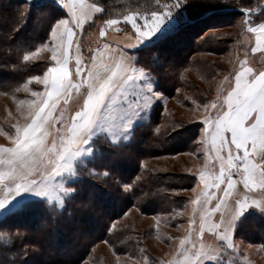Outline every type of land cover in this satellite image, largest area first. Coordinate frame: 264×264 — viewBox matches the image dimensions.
<instances>
[{"label":"rangeland","instance_id":"1","mask_svg":"<svg viewBox=\"0 0 264 264\" xmlns=\"http://www.w3.org/2000/svg\"><path fill=\"white\" fill-rule=\"evenodd\" d=\"M54 1L62 6L64 0ZM186 1L150 0L152 9L146 13L129 5L119 13L114 11L107 15L104 21L91 26H86L87 23L79 30L66 11L56 10V18L31 53L29 62L36 65L39 60H46L55 64L62 55L67 33L73 32V86L55 117L51 141L36 174L28 180L0 183V264H6V258L11 254V248L6 245L9 234L29 236L32 232L28 226L8 222L12 217L7 218L9 213L22 208L25 203L33 205V199L62 208V203L70 201L76 190L78 197L87 195L85 202L89 204L100 205L101 200L107 203V208L99 209V213L105 218L108 229L104 233L105 239L95 243L75 264H264V225L255 221L250 222V231L244 222L237 234L234 232L233 240L226 244L217 243L207 235L197 238L204 216L213 214L211 208L228 171L215 158L211 144L221 140L225 114L240 98L252 76L264 66V51L256 52L253 46L249 50L255 35L264 30V24L246 27L251 25V18L246 16L235 17L230 23L223 24L231 19L230 16H216L211 19L216 21L215 25L202 34L219 38L222 46L216 50L206 46L200 52H193L190 45L192 41L202 39V36L195 38L201 25L179 34L173 32L171 38L174 42L168 45L171 53L167 55L166 62L169 75L153 72V56L146 59L144 54L140 55L144 53L142 50L138 53L132 51V71L106 101L93 131L79 147H73L69 140L71 123L81 112L86 92L87 58L106 28L112 24L115 30L133 31L137 36L135 48L144 46L174 31L176 24L183 21L179 9L186 8ZM221 1L234 5L238 2ZM259 1L256 0V6ZM27 4H23L22 9L26 10ZM98 8L101 11L100 5ZM45 12L39 13L45 17ZM175 18L179 21L175 22ZM245 22L248 24L244 27ZM189 43L191 48L181 49ZM145 59L149 66L143 64ZM156 59L161 62L160 58ZM187 59L184 69H178L171 63ZM49 69V65L42 63L37 72L40 75L22 74L11 84L1 80L0 145L12 146L20 140L23 129L41 101ZM168 76H179L184 83H175L168 90L165 85ZM137 128H148L152 137L168 138L176 146L171 153L162 149L163 145L157 146L153 156L139 161L142 174L153 170L154 176L161 175L165 181L170 179L169 185L160 187L165 197L155 199L159 203L155 208L153 206L151 214L142 212L138 206L126 209L121 206L118 209L121 203L118 189L124 192L130 189L128 179L124 180L132 171L130 160H127L130 164L126 168L129 172L123 175L121 171L124 178L116 179L115 191L108 190L102 180L108 175V165L112 162L107 159L110 156L108 152L116 150L118 153L119 147L133 138L140 140ZM102 153L106 155V165H103ZM227 164L233 172H238L240 163L233 156L227 159ZM256 172L252 168L246 174L252 178ZM173 182L176 183L174 187ZM190 182H193L191 186ZM97 197L101 200L98 201ZM71 204H75L74 198ZM81 208L84 207L81 205ZM35 220L38 221L34 218L32 223ZM5 221L16 228H10L12 226L8 223L1 226ZM89 221L90 224L88 220L86 222L87 229L100 234L103 220L94 217ZM80 229L77 227L74 237L63 235L60 241L55 238L49 241L47 252L64 253L57 254L55 258L77 257L81 248L77 246L73 251L66 250V246L76 244ZM25 247L31 248L27 243L23 245ZM33 251L30 263L41 264V261L43 264L45 259L35 257Z\"/></svg>","mask_w":264,"mask_h":264},{"label":"trees","instance_id":"2","mask_svg":"<svg viewBox=\"0 0 264 264\" xmlns=\"http://www.w3.org/2000/svg\"><path fill=\"white\" fill-rule=\"evenodd\" d=\"M95 1L101 6V11L86 26L94 25V23H97L98 21H104V18H106L107 15H110L114 11H117L119 13L123 7L129 5L135 6L138 11L142 10V12L152 9L150 0ZM237 1V4L234 5L221 0H187L186 8L179 9V12L183 17V21L179 22V24H176V26L173 28L174 31L160 38H156L155 40L147 43L144 46L135 48L133 49V51L138 53L142 50L144 53H141L140 55L144 54L146 59L152 58L153 56V72L158 71L160 75H169L168 72H166L169 64L166 62H168L167 55L171 53L168 52V50L170 49L168 45L170 46L171 41L174 42L171 38V34H173V32H175V34H179L180 32H185L192 27L195 28L198 25H201L200 29L196 33L197 36L195 38L202 36V39L195 42L192 41L191 45L189 43L181 48H184L185 50L192 47L191 50L193 52H200L203 51V49H206V46L208 48H213L214 50L222 46L219 38L216 39L210 37V34H202L207 28H212L213 25H215L216 21H213L211 19L216 18V16H230L231 19L224 21L223 24H226L227 22L230 23L235 17L239 18L245 16L251 18V25H246L248 23L245 22L244 27L245 25L246 27H254L264 24V0H260L257 6L256 0ZM27 3L28 2L25 0H0L1 84L2 81L7 84H11L17 81L19 76H22V74L23 76H28L29 74H37L39 68H41L42 66V63H44V65H49V68L54 65L53 63H49L46 60H39L36 65H33L31 62H29V57L31 53L35 51L37 44L41 43L51 25V22L56 18V10L62 11L64 13L65 10L62 6H60L58 2L54 0H40L37 2H29V5ZM23 4L28 5L26 10L22 9L21 6ZM242 9L248 10V13L240 12V10ZM45 10H48L49 12L46 13ZM39 12H45L46 16L44 17L43 14L41 16ZM176 21H179V18H175V22ZM210 22H212V24ZM252 44L253 41L251 42L249 47L250 51L253 46ZM189 45L191 47H189ZM156 57L161 59L160 63L157 61ZM87 59L89 60V58ZM146 59L145 63L143 64L149 66V63L146 61ZM188 61L189 60L187 59L185 61L182 60L171 63L178 69H184L185 64H188ZM175 83H184V81H180L179 76H170V78L168 76L165 80V85L167 86L168 90L172 88ZM1 86L2 85H0V88ZM136 130L138 131V136L141 138L140 140L136 139V137L123 146H120L119 149H121L123 153L119 149L118 153L116 152V150L114 152H108L110 156L108 155L109 157H107V159H110L112 162L110 165L107 164V171L109 170V167L110 170L108 171V175L104 176L102 180L107 186L108 190L112 189L115 191L116 179L120 180L124 178L122 176V173L124 175L129 172L128 170H126V168L128 167V164H130L127 160H130L132 171H130L128 177L124 179H128L127 182H129L130 184V189L125 192L118 189L119 194L117 196H120L122 203H119L118 209H121V206H123L125 209L129 206H138L142 212L151 214L153 213V206L155 208V206L159 203L156 202L155 199L165 197V194L160 187L163 188L169 185L170 179L169 181H165L163 177H161V175L154 176L153 170L145 171V174H142L139 170V161L145 159L146 157L153 156V153L157 151V146L161 147L163 145L162 149L167 150V152L169 153L175 150L176 146L171 143V141H168V138L165 139L162 136L152 137V134L149 132L148 128H137ZM102 158L104 162L103 165H106L105 161H107V159L104 153H102L101 155V159ZM93 165L95 166L94 163ZM89 182L95 186V183H93L92 181ZM192 183L193 182H190L189 186H191ZM175 184L176 183L173 182L172 186L174 187ZM189 186L187 188H189ZM76 193L77 190L69 198L70 201L67 200L66 202L62 203V208L54 207L50 204L48 205L44 200L33 199L35 200L32 203L33 205H31L30 203H25L22 208H16L14 212L9 213L7 218L9 216L12 217L10 219L8 218V222L24 227L28 226L29 228H31L30 230L32 232L29 236L20 235V233H17L15 235L13 233L9 234L10 236L6 245L7 248H11V254H9L8 258H6L5 263H30L32 258L31 254L33 251L31 250V248H35L36 250L33 251V254H36L35 257L37 256L38 258L45 259L43 264H75L77 262L76 260L84 256L85 252L89 248H91L98 241H101L103 238L105 239L104 233H107L105 231L108 228L105 218H103V215L99 213V209H104V207L108 206L107 203L104 204L103 200L97 197L98 201H102L100 205L94 203L89 204V202H85L87 200L86 194H84L85 196L81 195L80 197H78L76 196ZM111 197L114 198L113 196ZM73 198L75 204H71ZM81 205L84 208H81ZM146 206L147 208L145 210ZM94 217L97 220H100V218L101 220H103L100 226L102 231L100 234H95L96 232H93V230L89 231L86 227L87 220L90 224V218ZM34 218H36L38 221L35 220L34 223H32V220ZM2 220H6V218H2ZM261 220H264L263 211L254 208L249 209L239 218L235 226V233L237 234V231L244 224V222L247 223L245 227L248 230L250 229L249 225L251 221H255V223L257 222V224L259 225H264V221ZM7 221H5L1 226H6V224L8 223ZM8 225L11 224L8 223ZM11 226L12 227L10 228H16L15 225ZM79 226L81 227V229L79 231V235L76 237V244H70L66 246V250L73 251L77 250V246H79L81 248V251L77 252V257L68 258L66 256H62L61 259L55 258V256L57 254L63 255V252H47L49 241L54 238L60 241V237L63 235H66L67 237H74L75 231L79 230H77V227ZM25 243H27V245L31 248H23V245H25ZM40 263L42 264L41 261ZM36 264L39 263L37 262Z\"/></svg>","mask_w":264,"mask_h":264},{"label":"crops","instance_id":"3","mask_svg":"<svg viewBox=\"0 0 264 264\" xmlns=\"http://www.w3.org/2000/svg\"><path fill=\"white\" fill-rule=\"evenodd\" d=\"M61 5L77 30L100 12L95 0H64ZM72 34L67 33L62 55L49 69L41 101L20 140L12 146L0 145V183L32 178L45 159L53 122L73 86ZM136 39L133 31H118L110 24L92 49L81 112L71 123L69 140L73 147L82 145L93 131L106 101L131 73ZM253 48L256 52L264 51V30L255 35ZM222 127L223 137L211 144L212 152L230 172L227 171L211 208L213 214L201 221L197 238L207 235L217 243L226 244L233 240L235 226L243 213L252 208L264 212V66L229 108ZM230 156L240 163L238 172H233L227 164ZM252 168L257 172L249 178L246 172Z\"/></svg>","mask_w":264,"mask_h":264},{"label":"water","instance_id":"4","mask_svg":"<svg viewBox=\"0 0 264 264\" xmlns=\"http://www.w3.org/2000/svg\"><path fill=\"white\" fill-rule=\"evenodd\" d=\"M240 12L248 13V10L242 9V10H240Z\"/></svg>","mask_w":264,"mask_h":264}]
</instances>
